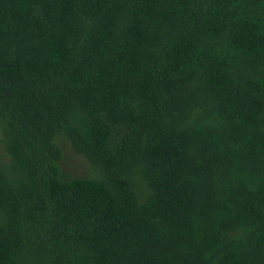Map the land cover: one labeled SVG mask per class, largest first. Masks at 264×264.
I'll return each instance as SVG.
<instances>
[{
    "label": "trees",
    "instance_id": "1",
    "mask_svg": "<svg viewBox=\"0 0 264 264\" xmlns=\"http://www.w3.org/2000/svg\"><path fill=\"white\" fill-rule=\"evenodd\" d=\"M0 264H264V0H0Z\"/></svg>",
    "mask_w": 264,
    "mask_h": 264
},
{
    "label": "rangeland",
    "instance_id": "2",
    "mask_svg": "<svg viewBox=\"0 0 264 264\" xmlns=\"http://www.w3.org/2000/svg\"><path fill=\"white\" fill-rule=\"evenodd\" d=\"M65 152L69 162L75 166L77 174H83L85 168L84 165H80L79 157L68 146H66Z\"/></svg>",
    "mask_w": 264,
    "mask_h": 264
}]
</instances>
